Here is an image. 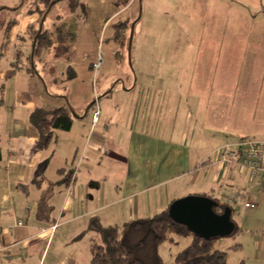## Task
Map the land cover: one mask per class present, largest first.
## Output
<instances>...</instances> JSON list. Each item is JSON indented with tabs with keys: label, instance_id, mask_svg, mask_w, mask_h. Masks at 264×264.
<instances>
[{
	"label": "crops",
	"instance_id": "1",
	"mask_svg": "<svg viewBox=\"0 0 264 264\" xmlns=\"http://www.w3.org/2000/svg\"><path fill=\"white\" fill-rule=\"evenodd\" d=\"M79 3L72 11H57L47 18L55 6L48 9L41 0H20L1 46L0 78L10 79L11 86L0 98V264H93L91 245L101 240L88 229L93 217L104 226L120 225L116 221L151 217L189 194L212 196L232 206L234 213L233 198L245 193L236 185L241 171L228 168L219 154L223 145L237 140L201 151L204 134L195 119L196 114L206 120L210 112L213 116L223 109L221 101L230 100L228 90L224 92L230 88L224 80L230 67L222 61L210 67L213 61L208 63L207 58L213 49L193 66L177 70L171 65L169 70L161 65L167 47L162 42L166 32L161 28L165 19L161 0H130L125 6L117 0ZM142 4L146 15L141 14L135 27L143 23L138 33L148 42L151 61L130 67L124 63L116 24L126 21L131 28ZM58 26L72 34L67 53L57 54L54 42L41 59H35L34 73L21 68L19 42L24 41L28 54L32 35ZM102 38L113 42L111 65L122 76L123 88L112 85V80L102 84L101 98L100 68H92L100 52L83 55L81 44ZM69 68L76 73L73 78L68 77ZM217 71L221 79L211 82ZM56 73L63 74V84L52 83L58 80ZM123 76L126 81L120 80ZM80 78L82 88L88 82L82 94L77 93ZM3 80L1 89L6 87ZM70 83L74 85L69 87ZM95 102L101 111L97 123L92 118ZM58 107L71 112L79 108V117L72 114L71 128L54 130L48 147L39 150L35 147L39 132L30 114L36 108ZM208 131L205 138L212 135ZM44 197L48 210L41 212ZM258 256L264 257V251Z\"/></svg>",
	"mask_w": 264,
	"mask_h": 264
},
{
	"label": "rangeland",
	"instance_id": "2",
	"mask_svg": "<svg viewBox=\"0 0 264 264\" xmlns=\"http://www.w3.org/2000/svg\"><path fill=\"white\" fill-rule=\"evenodd\" d=\"M19 1L0 0V51L7 37L8 23L15 16L14 6ZM70 3L71 0H59L47 18H52L57 11L64 13L65 9L72 11ZM152 4L157 6V2L152 1ZM160 4L165 18L161 28L166 32V40L162 42L167 46L163 51L164 59L161 65H166L169 70L171 65H175L177 70L180 66L184 68L193 66L196 60L213 49L211 51L213 55L207 58L208 63L213 61L210 67L215 68L218 61H222L223 66L230 67V72L226 71L224 74V80L230 83V88L224 89V92L228 90L230 100L221 101L223 109L218 108L213 116L210 112L206 120L202 115L195 114V119L199 121V130L204 134L201 138V151L241 138H264V0H161ZM142 7L141 13L145 16L147 8L143 4ZM142 27L143 23L139 22L134 29L130 56L128 49L130 32L127 33L128 46L124 48V63L127 61L130 67L133 63L135 67L145 63L150 65L151 59L147 58L148 52H146L148 42L141 41V35L138 33ZM155 30L157 31V28ZM112 43L102 38L98 41H83L81 44L83 55L97 51L104 55V65L102 63L98 71V90L101 91L99 95L101 98L104 96L100 88L102 84L112 80L114 81L112 85L115 84L117 87L120 85L123 88V84L119 81V77L122 76L111 65L114 61V52L111 51L115 49ZM23 44L24 41L18 44L21 53L17 61L19 66L26 70L25 67L32 66V59H29L32 50L29 49V53L26 54ZM133 48H135L134 52ZM175 76L177 78V74ZM54 78L58 80H53L52 83L63 84V74L56 73ZM81 78L77 80L80 84L77 89L78 94H82L81 90H85L88 84L87 82L82 88ZM125 78L123 76L120 80L126 81ZM219 79L221 72L217 71L211 75V82ZM2 80L0 78V98L10 90L11 86L10 79L3 80L6 82V87L1 89ZM48 82L51 83V80L48 79ZM67 85L70 87L74 84ZM78 109L73 112L78 114L80 111ZM168 111L167 108V113ZM166 117L169 118L168 115ZM177 124L180 125L179 122ZM207 129L209 130L207 133H212L209 138H205ZM240 171L236 185L245 193L239 194L235 202L233 201L236 205L233 217L243 229L232 236L215 240L213 246L227 253L229 264H239L241 261L245 264H264V257L258 256V252L264 251V176L253 178L249 172L246 173V170ZM246 199L253 202L254 207H245ZM116 223L120 226L123 224L119 221ZM191 240V237L186 235L172 233L159 248L164 264H175L177 253Z\"/></svg>",
	"mask_w": 264,
	"mask_h": 264
},
{
	"label": "trees",
	"instance_id": "3",
	"mask_svg": "<svg viewBox=\"0 0 264 264\" xmlns=\"http://www.w3.org/2000/svg\"><path fill=\"white\" fill-rule=\"evenodd\" d=\"M48 9H51L57 2L49 8L54 0H41ZM130 0H117L118 5L125 6ZM71 9L74 10L80 5L79 0H71ZM14 19L10 20L6 29V35L13 25ZM117 33H119V42L122 48L127 43V33L131 29L129 22L121 21L116 24ZM55 32L57 39H53L52 34ZM37 35V34H36ZM36 35H32V42ZM122 36V37H121ZM72 34L68 30H63L62 26H58L55 30H42L36 40L34 47L33 66L28 67L30 72L36 70L34 61L36 58L41 59L43 52L52 47L54 42L55 52L57 54L67 53L70 45ZM32 50V46H31ZM20 54V53H19ZM3 54L0 51V62ZM31 59V54H29ZM94 63V62H93ZM1 66V65H0ZM71 67V66H70ZM92 68L93 64H92ZM68 77L73 78L74 70L69 68ZM72 112L67 107H58L54 109L36 108L30 114V122L38 129L39 136L35 147L39 150L47 148L54 137L55 129L69 130L72 126ZM2 159V151L0 147V161ZM205 195V194H203ZM217 205L215 210L222 213L229 204L222 203L216 199ZM174 201V200H173ZM172 201V202H173ZM171 202V203H172ZM170 203V204H171ZM169 204V206H170ZM41 212L43 208L48 210L46 197L41 200ZM169 206L151 217L133 219L123 225L104 226L99 218L93 217L89 222V230L97 232L101 240L94 241L91 245L92 263L93 264H164L160 254V245L169 238L172 233L190 236L191 242L179 251L175 257V264H229L228 255L225 251L214 248L216 238H204L196 235L189 230L184 224L174 221L169 215ZM232 216H233V207ZM234 219V218H233ZM235 220V219H234ZM236 222V220H235ZM240 230L236 222V230L232 234L238 233ZM231 235V236H232ZM239 264H245L241 261Z\"/></svg>",
	"mask_w": 264,
	"mask_h": 264
},
{
	"label": "water",
	"instance_id": "4",
	"mask_svg": "<svg viewBox=\"0 0 264 264\" xmlns=\"http://www.w3.org/2000/svg\"><path fill=\"white\" fill-rule=\"evenodd\" d=\"M57 0L49 5L51 8ZM142 7H140L137 19L132 23L129 40V56L131 55L132 39L136 22L141 18ZM40 31L38 32V34ZM34 38L31 59L33 66L34 47L36 45L37 36ZM131 59V58H130ZM90 107V106H89ZM74 117L78 114L72 112ZM217 201L209 195L189 194L181 198L175 199L169 206L170 217L181 224L187 226L189 230L196 235L210 238H224L231 236L236 230V222L232 216V208L227 207L222 213L215 210Z\"/></svg>",
	"mask_w": 264,
	"mask_h": 264
},
{
	"label": "built area",
	"instance_id": "5",
	"mask_svg": "<svg viewBox=\"0 0 264 264\" xmlns=\"http://www.w3.org/2000/svg\"><path fill=\"white\" fill-rule=\"evenodd\" d=\"M103 63V55L98 54L93 63L95 70H98ZM93 112V122L97 123L100 118V107L95 102ZM220 160L225 163L228 168H238L239 170H247L250 175L255 178L264 176V138H241L234 143L225 144L220 148ZM243 194V192H239ZM234 201L236 198H233ZM245 207H254L251 201L244 202Z\"/></svg>",
	"mask_w": 264,
	"mask_h": 264
}]
</instances>
